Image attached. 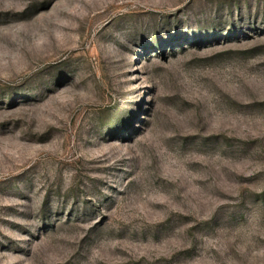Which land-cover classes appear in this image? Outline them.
Segmentation results:
<instances>
[{
  "label": "rangeland",
  "instance_id": "374dc122",
  "mask_svg": "<svg viewBox=\"0 0 264 264\" xmlns=\"http://www.w3.org/2000/svg\"><path fill=\"white\" fill-rule=\"evenodd\" d=\"M0 264H264V0H0Z\"/></svg>",
  "mask_w": 264,
  "mask_h": 264
}]
</instances>
